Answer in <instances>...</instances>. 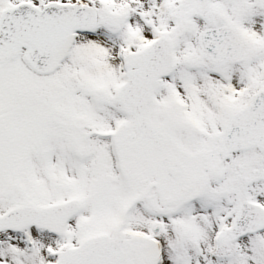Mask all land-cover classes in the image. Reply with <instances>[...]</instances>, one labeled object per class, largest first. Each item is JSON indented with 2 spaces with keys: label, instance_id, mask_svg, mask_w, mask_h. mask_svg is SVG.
Masks as SVG:
<instances>
[{
  "label": "snow or ice",
  "instance_id": "snow-or-ice-1",
  "mask_svg": "<svg viewBox=\"0 0 264 264\" xmlns=\"http://www.w3.org/2000/svg\"><path fill=\"white\" fill-rule=\"evenodd\" d=\"M0 264H264V0H0Z\"/></svg>",
  "mask_w": 264,
  "mask_h": 264
}]
</instances>
